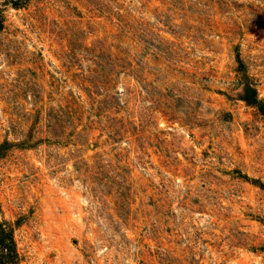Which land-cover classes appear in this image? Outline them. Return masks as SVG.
<instances>
[{
	"label": "rangeland",
	"instance_id": "374dc122",
	"mask_svg": "<svg viewBox=\"0 0 264 264\" xmlns=\"http://www.w3.org/2000/svg\"><path fill=\"white\" fill-rule=\"evenodd\" d=\"M2 218L19 264H264V0H0Z\"/></svg>",
	"mask_w": 264,
	"mask_h": 264
},
{
	"label": "trees",
	"instance_id": "16d2710c",
	"mask_svg": "<svg viewBox=\"0 0 264 264\" xmlns=\"http://www.w3.org/2000/svg\"><path fill=\"white\" fill-rule=\"evenodd\" d=\"M13 8L18 9L23 7L28 0H6ZM4 27V18L0 14V31ZM250 95L243 100L251 106H258L264 113V107L259 103L254 89L249 88ZM10 145L7 143L0 145V160L9 151ZM18 224L10 223L2 218V209L0 205V264H19L20 256L17 250V244L14 238V228Z\"/></svg>",
	"mask_w": 264,
	"mask_h": 264
}]
</instances>
